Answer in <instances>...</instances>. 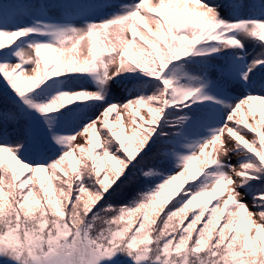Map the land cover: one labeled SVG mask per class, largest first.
<instances>
[{
  "label": "snow or ice",
  "instance_id": "obj_1",
  "mask_svg": "<svg viewBox=\"0 0 264 264\" xmlns=\"http://www.w3.org/2000/svg\"><path fill=\"white\" fill-rule=\"evenodd\" d=\"M0 82V264H264V0H0Z\"/></svg>",
  "mask_w": 264,
  "mask_h": 264
},
{
  "label": "rangeland",
  "instance_id": "obj_2",
  "mask_svg": "<svg viewBox=\"0 0 264 264\" xmlns=\"http://www.w3.org/2000/svg\"><path fill=\"white\" fill-rule=\"evenodd\" d=\"M122 2H132V0H122ZM141 23L143 24V21H141ZM246 47H247V50L249 52H251L252 48H253V44L251 42H249ZM42 51L45 53L46 56L53 55L48 50H42ZM78 51H79V49H78ZM13 62H15V61H13ZM128 80H129V78H119L117 81H114L112 83L111 91H110V101L111 100H115V101L123 102L124 100L139 94L136 90H133V89L130 88V85H131L132 82L128 81ZM145 110L146 109H141V108H136L135 109V111L138 112L139 115H143ZM93 114H95V112H93ZM137 121L139 122V116H137ZM109 123L112 126L113 130L121 138H124L127 135V133L131 132V129L128 126V116H127V114H125L122 117L121 123L119 125L115 124L114 117L110 115ZM89 134L93 137V139L96 138V134L92 130H90ZM102 143H103V140L101 138V144ZM222 146H223V136L221 137L220 141H217L216 145H214L210 149L206 150V152H211L214 155L215 154V150L217 148L222 147ZM75 156H76V153H73V155L71 157H75ZM201 159H203V157H201ZM240 159L241 158L238 157L234 153L231 154V156H230V160H231L230 162L234 163V164L237 163ZM195 163L197 164L196 167H198L199 166V161H197ZM40 175H43V176L47 177L48 173L44 172V173H40Z\"/></svg>",
  "mask_w": 264,
  "mask_h": 264
},
{
  "label": "trees",
  "instance_id": "obj_3",
  "mask_svg": "<svg viewBox=\"0 0 264 264\" xmlns=\"http://www.w3.org/2000/svg\"><path fill=\"white\" fill-rule=\"evenodd\" d=\"M7 43V40L5 41ZM41 68L43 69V65H41ZM129 81H134L135 83L132 85L133 88H135L140 82L135 81L133 79H129ZM0 88H2V82H0ZM147 92L150 94L151 92V88H147ZM131 137V132L127 133V135L123 138L125 140H128ZM8 158V154H5ZM86 158H87V154H86ZM90 159H89V163H90ZM65 164H70L71 168H69V174H72V172L75 171H79L81 166H82V161L80 160V157L76 156L75 157H68L66 158ZM197 166L196 163H194L193 167L195 168ZM58 171H60L61 173L63 172V169H59ZM48 176V175H47ZM183 177H181L180 179H178L177 181L173 182V185H171L170 187H175L176 185H180V180H182ZM183 187V186H181ZM50 194H52L53 196L55 195V182L53 181V185L52 188L50 189ZM211 206V205H210Z\"/></svg>",
  "mask_w": 264,
  "mask_h": 264
},
{
  "label": "bare ground",
  "instance_id": "obj_4",
  "mask_svg": "<svg viewBox=\"0 0 264 264\" xmlns=\"http://www.w3.org/2000/svg\"><path fill=\"white\" fill-rule=\"evenodd\" d=\"M130 88L134 90V88H133V87H131V86H130Z\"/></svg>",
  "mask_w": 264,
  "mask_h": 264
}]
</instances>
